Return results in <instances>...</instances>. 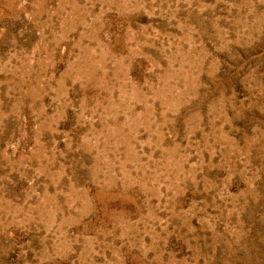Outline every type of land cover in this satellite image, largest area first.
I'll use <instances>...</instances> for the list:
<instances>
[{"label": "rangeland", "instance_id": "rangeland-1", "mask_svg": "<svg viewBox=\"0 0 264 264\" xmlns=\"http://www.w3.org/2000/svg\"><path fill=\"white\" fill-rule=\"evenodd\" d=\"M0 264H264V0H0Z\"/></svg>", "mask_w": 264, "mask_h": 264}]
</instances>
